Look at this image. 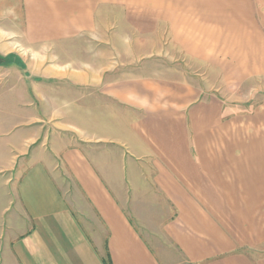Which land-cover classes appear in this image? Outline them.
Segmentation results:
<instances>
[{
	"label": "crops",
	"instance_id": "crops-1",
	"mask_svg": "<svg viewBox=\"0 0 264 264\" xmlns=\"http://www.w3.org/2000/svg\"><path fill=\"white\" fill-rule=\"evenodd\" d=\"M0 57V264H264V0H0Z\"/></svg>",
	"mask_w": 264,
	"mask_h": 264
},
{
	"label": "rangeland",
	"instance_id": "rangeland-1",
	"mask_svg": "<svg viewBox=\"0 0 264 264\" xmlns=\"http://www.w3.org/2000/svg\"><path fill=\"white\" fill-rule=\"evenodd\" d=\"M22 72L19 75L20 82H19V88L13 87L11 85V81L15 80L17 75L15 73H11V71L3 73L0 72V109L2 108V111L4 114H11L17 112V107L15 106V97L19 96V114L21 118H27L29 115H31V90H28L25 83L22 82ZM4 79L2 82L1 79ZM8 79L10 81L8 82ZM251 82H256L255 79L251 80ZM259 97L261 99L264 98V81H261L259 83ZM245 96L248 95L249 89H246L244 91ZM255 93V91H254ZM22 124H28L27 122H21Z\"/></svg>",
	"mask_w": 264,
	"mask_h": 264
},
{
	"label": "trees",
	"instance_id": "trees-1",
	"mask_svg": "<svg viewBox=\"0 0 264 264\" xmlns=\"http://www.w3.org/2000/svg\"><path fill=\"white\" fill-rule=\"evenodd\" d=\"M8 60L7 59H4V61H3L2 57H0V64L8 63L9 62Z\"/></svg>",
	"mask_w": 264,
	"mask_h": 264
}]
</instances>
